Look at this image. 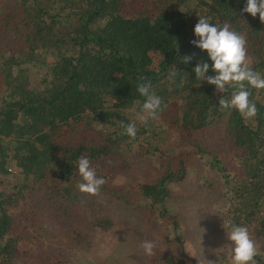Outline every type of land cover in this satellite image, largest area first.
Returning a JSON list of instances; mask_svg holds the SVG:
<instances>
[{
    "label": "trees",
    "instance_id": "obj_1",
    "mask_svg": "<svg viewBox=\"0 0 264 264\" xmlns=\"http://www.w3.org/2000/svg\"><path fill=\"white\" fill-rule=\"evenodd\" d=\"M189 5L193 16L186 18ZM244 6L245 0H0V264H27L18 245L46 237L99 261L87 231L122 226L139 245L157 243L144 264H200L185 253L183 217L169 211L173 188L200 160L213 175L196 179L197 197L208 205L226 200L221 221L247 227L259 248L257 264H264V90L250 89L258 111L246 120L218 105L231 89L216 93L192 72L208 62L190 43L206 16L245 37L250 67L264 75V23L242 13ZM140 83L165 105L147 124L137 117ZM130 122L135 138L122 134ZM163 131L174 136V152L149 147ZM147 153H155L158 167L133 180V165ZM81 156L106 180L96 195L78 191ZM122 176L128 183L116 182ZM103 199L136 213L137 222H120ZM161 224L163 234L155 230ZM44 264L73 261L53 251Z\"/></svg>",
    "mask_w": 264,
    "mask_h": 264
},
{
    "label": "clouds",
    "instance_id": "obj_2",
    "mask_svg": "<svg viewBox=\"0 0 264 264\" xmlns=\"http://www.w3.org/2000/svg\"><path fill=\"white\" fill-rule=\"evenodd\" d=\"M242 13L251 17L259 16L264 23V0H245ZM192 46L204 52L208 62L197 63L192 69L194 79L206 82L214 87L216 93L223 94L231 89L229 97L223 95L218 105L222 110H235L243 119L250 120L257 114L256 104L249 99L250 89L264 90V75L254 71L247 60L245 37L230 30L227 24L219 25L210 22V18L201 16L193 28ZM192 59L184 57V62ZM210 62V63H209ZM136 91L143 102L140 104L141 121L145 124L154 120L163 111L162 98L155 94L149 83H140ZM122 134L129 138L137 136L135 123L122 124ZM76 171L81 178L78 191L96 195L106 183L104 177L97 175V169L87 156H81L76 162ZM229 244L228 258L230 264H257L259 248L247 227L235 224L228 219L223 223ZM157 243L154 240H143L140 249L147 257L155 255Z\"/></svg>",
    "mask_w": 264,
    "mask_h": 264
},
{
    "label": "rangeland",
    "instance_id": "obj_3",
    "mask_svg": "<svg viewBox=\"0 0 264 264\" xmlns=\"http://www.w3.org/2000/svg\"><path fill=\"white\" fill-rule=\"evenodd\" d=\"M191 6H187L189 8L184 10L186 18L193 16L190 14V12H193ZM137 115L140 119L141 114L137 113ZM174 141V136L170 133L165 135V131H163V133H159V138L149 143V147L157 149V151L171 153L175 150ZM157 151L155 153H158ZM129 153V156H132L134 150L131 151L130 149ZM154 154L147 153L144 159L136 160L135 165H133V180L141 179L142 175L158 167L159 164L155 161ZM199 164L201 166L198 167L192 165L185 182L173 188L176 200L170 205L169 211H175L180 217H183L184 226L180 228V231L182 230L181 232L185 238V253L188 256L194 258L200 264H230L227 232L226 230L224 232L222 228L224 222L221 221L225 219V215L228 213L229 204L226 200H223L217 204L208 205L201 197H197L199 189L196 179L210 173L204 160H200ZM210 175L212 176L213 173H210ZM116 182L119 184L128 183V177L122 176ZM102 201L111 205V208L110 206L109 208L106 207L107 211H111L120 222H137L136 213L121 210V206L113 200L106 199L105 201L103 199ZM80 213L82 212L80 211ZM84 214L86 215V211ZM79 226L81 225L79 224ZM154 228L156 227H151L152 230ZM125 229V226H122L117 232L113 230L105 233L87 231L94 237L95 243L99 246V261H94L89 257L86 258L78 247L71 248V246L59 245L55 241H51L50 237H46L38 245L21 242L18 245V251L23 254V259L27 264H44L47 256L52 254L53 251L64 253L68 259L73 261V264H144L143 258L145 255L140 249V245L134 240L135 237L129 235ZM155 230L163 234L164 225L161 224L160 229L156 228Z\"/></svg>",
    "mask_w": 264,
    "mask_h": 264
}]
</instances>
